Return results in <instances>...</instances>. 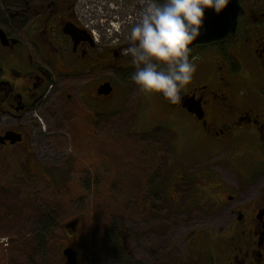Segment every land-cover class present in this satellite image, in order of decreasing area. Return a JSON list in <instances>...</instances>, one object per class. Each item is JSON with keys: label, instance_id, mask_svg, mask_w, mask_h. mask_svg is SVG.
Masks as SVG:
<instances>
[{"label": "rangeland", "instance_id": "1", "mask_svg": "<svg viewBox=\"0 0 264 264\" xmlns=\"http://www.w3.org/2000/svg\"><path fill=\"white\" fill-rule=\"evenodd\" d=\"M99 4L105 9L126 8L117 10L120 19L114 22L128 27L119 26L116 32L115 26L109 31L114 36L129 33L144 0H101ZM99 14L100 24L111 15L102 9ZM79 100L81 115L74 106L65 107V99L63 107L54 101L25 118L26 147L33 154H26L25 179L5 199L11 218L0 225V264H67L63 255L67 247L76 251L78 264H222L224 246L218 235L227 226L213 221L212 212L201 209L203 202L196 207L192 202H175L184 191L182 186L187 190L195 183L207 186L203 178H196L207 169L219 184L244 187V195L251 189L256 195L264 191V162L236 146L216 157L217 148L196 151L186 124L163 118L160 105L150 98L143 101L142 93H115L103 103L84 96ZM159 128L169 130L167 135L156 132ZM86 129L92 133L86 134ZM127 132L145 142L154 141L155 134L164 149L141 196L145 208L139 212L132 198L130 204L120 202L122 190L113 174L115 163L121 178L135 165L126 145ZM118 136L127 138L121 142L124 149L121 143L116 146ZM105 191L111 199L119 197L118 205L122 203L116 217L108 215L111 209L102 202ZM74 219L80 223L70 235L65 225Z\"/></svg>", "mask_w": 264, "mask_h": 264}, {"label": "flooded vegetation", "instance_id": "2", "mask_svg": "<svg viewBox=\"0 0 264 264\" xmlns=\"http://www.w3.org/2000/svg\"><path fill=\"white\" fill-rule=\"evenodd\" d=\"M99 2L0 0V194L12 193L25 179L26 154H33L26 147L25 118L54 101L62 107L67 101L65 107L74 106L81 115L82 96L103 103L115 93H142L143 101L160 105L163 118L186 124L196 151L217 148L216 157L236 146L264 162V0H240L244 14L236 32L223 42L192 48L190 55L200 57L197 71L177 103L147 95L133 83L134 65L121 51L128 32L109 34L120 19L117 10L126 8L105 9ZM101 9L111 14L104 24ZM106 84L111 94L100 95ZM211 173L196 177L205 188L182 186L176 205L203 202L201 209L227 226L218 235L222 264H264V191L254 195L248 189L244 195V187L219 184Z\"/></svg>", "mask_w": 264, "mask_h": 264}, {"label": "clouds", "instance_id": "3", "mask_svg": "<svg viewBox=\"0 0 264 264\" xmlns=\"http://www.w3.org/2000/svg\"><path fill=\"white\" fill-rule=\"evenodd\" d=\"M231 0H144L139 17L131 24L128 46L133 83L147 95H160L171 103L197 71L198 55H190L201 34L206 12L222 14Z\"/></svg>", "mask_w": 264, "mask_h": 264}, {"label": "trees", "instance_id": "4", "mask_svg": "<svg viewBox=\"0 0 264 264\" xmlns=\"http://www.w3.org/2000/svg\"><path fill=\"white\" fill-rule=\"evenodd\" d=\"M85 132H86V134L92 133V131L90 132L89 129H86ZM156 132H160V133L163 132L166 135L168 133L166 130L160 129V128L157 129ZM127 134H128L127 137L129 138L130 142L126 145L129 146V152L133 153L135 156V161H134L135 165H133L132 167H130L128 169L127 173H125L128 175L125 178H121V175L123 173H122V171H119V173L116 171L118 163H115L113 174L115 175V178L118 179L120 186H121L120 190H122V191L119 192V197L121 198L122 201H120V202L130 204L131 203L130 200L132 198L131 201L136 202L135 203L136 204V208H135L136 212H139L145 208L143 205V202H142L143 197H141V196L144 194V190L146 189L148 180L153 177V175H154L153 171L155 172L157 164H160V162H161L160 161V159L162 158L161 154H162L164 149L162 150L160 148L162 143L156 141L157 137L155 136V134L150 135V136L153 135V137H151V138H154V141H150V142L140 141L139 138L137 136L133 135L131 132L130 133L127 132ZM79 135L80 134L77 133V136H79ZM114 139H115L114 141L116 142V146H119V144L122 141H125L127 138L118 136V137H114ZM106 145H108V144L106 143ZM121 145H122V143H121ZM126 145H122L123 149H124V146H126ZM130 149H131V151H130ZM105 192L101 193V195L103 196L102 202H103V204H108L107 207L111 209V211L108 213V215L110 217H116V213L119 209V205L122 203H120L118 205L119 197L117 198V196L115 195L111 199L109 196V195H111L110 192H107V191H105ZM7 194L9 196V195H11V192H8L6 194L5 193L0 194V225H2V226H3V224L6 223L7 220H10V218H11V217H9V215L11 214V210L8 209V207H9L8 204L3 205L1 203V201H2L1 198L3 196H7ZM133 205H134V203H133ZM151 205H152V207H154V203H152ZM127 206H129V205H127ZM106 222L109 226L111 225V219L110 218L108 220H106Z\"/></svg>", "mask_w": 264, "mask_h": 264}, {"label": "water", "instance_id": "5", "mask_svg": "<svg viewBox=\"0 0 264 264\" xmlns=\"http://www.w3.org/2000/svg\"><path fill=\"white\" fill-rule=\"evenodd\" d=\"M244 14V9L240 0H231L227 9L220 15L209 10L206 12L204 26L200 36L193 42L192 48L198 46H207L213 43H220L233 35L239 24L240 18ZM104 93L100 95L108 96L111 94L112 88L110 84L104 86ZM20 140V139H19ZM80 219H74L65 225L68 234L73 235L78 229ZM63 255L67 260V264H78L77 253L74 249L67 247L63 249Z\"/></svg>", "mask_w": 264, "mask_h": 264}, {"label": "built area", "instance_id": "6", "mask_svg": "<svg viewBox=\"0 0 264 264\" xmlns=\"http://www.w3.org/2000/svg\"><path fill=\"white\" fill-rule=\"evenodd\" d=\"M84 24L88 25V23H87V22H85Z\"/></svg>", "mask_w": 264, "mask_h": 264}]
</instances>
